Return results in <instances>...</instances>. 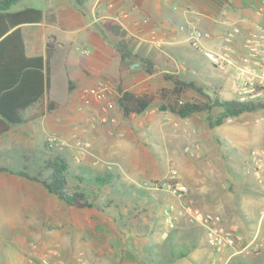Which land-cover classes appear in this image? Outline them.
Here are the masks:
<instances>
[{
  "label": "rangeland",
  "instance_id": "1",
  "mask_svg": "<svg viewBox=\"0 0 264 264\" xmlns=\"http://www.w3.org/2000/svg\"><path fill=\"white\" fill-rule=\"evenodd\" d=\"M123 41L122 44L116 43L115 48L117 51H119L118 48L127 49L128 37ZM74 51L75 53H81L79 49H74ZM151 63L140 62V67L146 74L147 79L141 84L144 88L140 89L139 92L149 94L152 97L151 103L140 114L131 113L129 115L133 118L130 125L136 126L135 135H141L143 140L142 142L138 139L135 141V145L140 142L139 145L142 148L139 152H133L132 156L130 154L125 155L124 144L119 141L120 138L118 137L120 136L115 132H108V135L111 143L117 141V152L106 155L109 150L115 149V146L108 142L103 147L104 142L99 141L98 145L100 144L102 148L94 147L92 143H89L88 136H90L94 124L91 125L90 119L76 121L70 118L71 111H67L66 106L70 97L73 98V105L77 104L79 106L95 102L91 96L87 97V100L82 97L86 89L94 85L95 82L93 80L89 84L77 86L76 83L71 81L66 90L60 91L62 88L59 80L61 66L58 61L52 63L50 95L55 102L54 108L51 110L46 109L42 125L25 127L22 132L18 130L10 136L0 139V165L11 170H22L26 166V170L32 174L36 170L37 159L39 158L38 162L41 161L40 154L38 152L34 154L36 149H45V142H48L47 138L53 136L55 141L51 144L48 142L49 146L66 156L70 168L75 173L81 171L87 173L107 172L113 178L109 184L100 188L93 186L94 190L99 193L98 205L95 206V209H81L60 201L36 181L15 173L0 172V264H75L74 260H71L75 256L69 247H64L56 238L61 225L67 229L71 228L70 231H72L74 229L72 221L75 220L79 225V229L83 232L77 245L78 250L81 248L83 250V258L92 256L90 255L92 250H90L89 255L86 253L85 241L88 239H93L96 243L94 246L97 248L105 249L109 244L118 251V248L124 246V243L127 242V239L126 241L121 240L119 233L126 230L129 227L128 224H132L131 228L134 230L140 226L144 234L148 231V228L145 229L146 227H144L143 218L138 220L140 222H128L124 213L128 209H136L143 214L152 210L151 214L154 215L155 222L157 221L156 228H152V232L147 234L146 239L152 245L151 247L155 253L161 251V256L157 253V259L169 264L167 258L170 256L172 241L175 242L174 238L176 233L180 232V229L186 228L185 225H179L174 231H170L161 224L159 213L166 203L168 195L162 189H153L152 187L153 182H161L162 179L167 177L171 167L176 169L175 162L169 159V161L163 163V159H160L158 166L156 165L157 171H159L158 175L149 177L146 173L149 170L146 167H150L147 164L149 158L155 156L153 141L149 138L150 136L153 139V133H156L153 128V114L155 112H167L173 116V119L177 118L179 120L180 125L178 126L172 124V119L168 124L171 144L181 143L182 146H185L193 138L199 142L200 157H190L184 151L186 157L194 166L199 164L204 168H202L204 171L201 170L198 174V176L202 175L201 179H195L197 178L195 172L189 174L191 181L196 184V188L193 189V193L197 195L196 198L192 197L193 193L190 195L188 190L194 203L205 211L219 213L222 218H236L245 230H248V226L258 218L260 210L264 206V183L254 178L250 169L248 152L253 146H264V111L244 112L235 116L232 122L224 120L221 125L212 128L208 125L206 113L198 112L190 115L193 118L194 125L189 122L184 124L180 122V117L174 115L169 108L161 110V105H173L175 102L182 103L185 101L204 102L208 99L212 100L217 89L220 90V95H218L220 98L236 99L231 72L212 66L204 57L199 55L197 60L192 62V65L198 72L196 79L200 78L204 81L195 80L202 87V90L197 91L194 88H186L177 93L173 91L174 84L169 75L175 76L178 74L163 71L159 77H153V72L157 71L159 65L156 64V68L153 69L154 62ZM125 87L122 79L118 80L115 88L116 105L119 91L125 90ZM118 110L121 113L117 105V112ZM220 111V107L214 106L209 115L214 118ZM120 118L122 119V117ZM138 122L139 124H137ZM94 152H97L98 155H93ZM25 153L30 154L27 161L23 159ZM173 159L176 160V157ZM117 164L129 169L132 173L135 165L144 168V173L141 175L137 173L135 177L138 185L134 186L140 197L137 205L134 204L137 200L133 201L125 195L133 188L131 185H125L127 180L125 181L122 178L125 171ZM208 169L212 171L209 172ZM216 170L224 173L227 177L225 184L226 191L231 195L230 199L229 196H224L223 192L214 187L218 178ZM205 185L206 188H200ZM110 194L115 195L113 202L108 200ZM249 196L253 198L248 202V199L245 198ZM114 202L116 205H113ZM105 205H109V207L107 208ZM109 209L113 210V213H123L124 216L119 214L122 221L120 219L108 220L107 214L100 216L101 213ZM92 223L95 224V229L91 226ZM70 224L72 227H70ZM93 233H95V237L92 236ZM256 237L262 240L259 249L253 253H248L252 256L239 254L233 257L229 264H258L261 258L264 257V233ZM181 239L180 236L178 243H181V246L178 248H184ZM190 240H192V237H186L184 242H190ZM191 252L190 250L189 258ZM176 263L187 264V259H178Z\"/></svg>",
  "mask_w": 264,
  "mask_h": 264
},
{
  "label": "crops",
  "instance_id": "2",
  "mask_svg": "<svg viewBox=\"0 0 264 264\" xmlns=\"http://www.w3.org/2000/svg\"><path fill=\"white\" fill-rule=\"evenodd\" d=\"M27 7L41 10V19L36 22H22L16 25H9L7 28L8 30L1 32L0 40L14 29L19 28L25 55L27 57L40 55L43 58H47L49 67V88L37 101L21 109L24 122L10 128L0 135V139L10 136L13 132L18 130L22 132L25 127L43 124L46 115L47 101H52L55 106L54 99L50 95L51 69L53 62L58 61L61 66L59 80L62 84V88L60 91L66 90L71 81L76 83L77 86H83L89 84L93 80L96 83L99 79H108L115 82L116 88L118 80L120 81L122 79L126 86L125 90L128 89L135 93H139L140 89L144 88L141 84L147 79L145 76L146 74L140 67L141 61L139 57H146L152 60L155 64V68L156 64L159 65L157 71L153 72V77H159V75L165 71L178 74L175 76L183 80L189 79L198 81L201 79H196L198 72L192 65V62L196 61L197 57L199 55L202 56V54L189 44V30L186 26L187 21L193 20V18L198 15L199 20L196 21L195 24L209 34L208 38L202 40L203 45L209 49L221 51L219 36L234 29L236 25H239V19L241 17L254 15L250 0H231L228 5H225L222 0H17L15 2L12 0H0V11L2 13L14 12ZM242 24V28L236 32L235 38L229 45L230 56L235 61L238 60L243 53L242 43L245 33V24ZM116 25L125 31V36L121 37L120 35H116L111 29V27H115ZM181 26H184V28ZM127 37L128 47L124 55L121 56L122 53L120 48H118L119 51H117L115 45L116 43L122 44L124 42L123 39ZM74 49H79L81 53H75ZM82 49H87L88 52L83 53ZM14 54L16 56L18 53H16L12 47L0 48V70L7 66L9 55L12 57ZM222 70L230 71L233 77V69L231 66ZM201 81L204 82L203 80ZM216 92L220 95L219 89H217ZM111 99L117 108L115 103V90ZM73 103V98L70 97L69 100H67L66 106V110L69 112L71 111L70 118L76 121L90 119V123L95 122L91 129V134L88 136L90 140L89 143H92L94 147L102 148L100 144L98 145L99 141L104 142L103 147L107 142L111 143L108 132H115L120 136L118 137L120 138L119 141L124 144L123 148L126 151V156L129 154L132 156L133 152L140 151L142 148L139 145L140 142L135 145V141L138 139V141L142 142L143 140L141 139V135H135L136 126L130 125V121L133 118L124 116L122 112L119 113L118 110V120L116 124L98 122L94 120L95 117L100 114L97 101L79 106L77 104L73 105ZM73 111L74 113H72ZM119 117H122V119H119ZM171 119H173V116L167 112H155L153 114V128L156 133H153V139L150 136L149 138L153 141L155 156L149 158L147 164L150 167H146V169L149 170L145 172L149 177L157 176L159 171H157L158 168L156 165L158 166L159 160L163 159L164 163V161L166 162L172 159L176 164L178 179L185 184L191 195L193 189L196 188V184L194 181H191L189 174H194L195 172L197 178H194L201 179L202 175L198 176V174L204 168L199 164L194 166L193 163L188 160L184 152V147L186 145L182 146L181 143H176V145L171 144L169 140L170 133H168V124ZM180 122H182V120ZM187 122L193 125L195 124L192 116L188 117ZM137 124H139V122ZM105 137L106 139H104ZM193 139H191V141ZM116 142L117 141H112L111 145H114L115 149L109 150V153L106 155L118 151L116 148L118 143ZM93 155H98V153L94 152ZM174 157H176V160L173 159ZM117 165L121 166L120 164ZM122 168L125 171L124 174H122V178L125 181L127 180L125 185H131L133 188V190H129L125 195L133 201L137 200L134 203L137 205L138 200H140L138 198L140 197L134 186L138 185L135 177L137 173L139 175L144 173V168L135 165L132 169L133 173L130 172L129 169ZM207 171L210 172L212 170L208 169ZM216 175H218V178L216 181L217 184L214 186L215 189L220 190L223 192L224 196H229L230 199L231 195L226 191L225 184V179L227 177L224 173H220L219 170H216ZM206 187L205 185L200 188ZM193 195L192 197L196 198L197 195H195V193H193ZM114 196L115 195L110 194L108 200L113 202ZM252 198L253 197L250 198L249 196L245 199H248L247 201L249 202ZM172 199L173 198L168 195V199L163 206L171 202ZM246 200L245 202H247ZM194 204L197 206L196 203ZM109 205H107V208ZM113 205H116V203L114 202ZM197 207L205 211L200 206ZM89 209H95V207ZM124 213L127 216L126 219L128 222L133 221L135 223L140 218H143L145 222L144 227H146L145 229L148 228V231L146 230L147 232L144 234L140 226L136 227L134 230L131 228L132 224H128L129 227L119 233L121 240L126 241L127 239V242L124 243V246L118 248V251L109 244L105 249L101 247L97 248L94 246L96 244L95 241L93 239H88L85 241L86 253L89 255L90 250H92L90 254L92 256L83 258L82 248L78 250L77 247L83 232L79 229L76 220L72 221L74 228L72 231H70L71 228L67 229L65 226L61 225L56 238L59 239L64 247H69L72 254L75 256L71 258V260H74L75 264H165V261L157 259L156 257L157 253L161 256V251L155 253L151 247L152 245L149 244L148 239H146L147 234L152 232V228H156L157 221L155 222V217L151 214L152 210L143 214L136 209H128ZM103 214L108 215V220L120 219L122 221V217L119 216V214L123 215V213H113V210L109 209L101 213L100 216ZM263 214L264 206L261 208L258 218L248 226V230H245L244 226L234 217H225L222 219L226 226L233 228L242 235L245 241H248L264 233ZM160 220L163 225L161 214ZM94 225V223L91 224L95 229ZM70 227H72L71 224ZM185 228L186 229L179 230L181 233L176 231L177 233L174 238L175 242L172 241L170 256L167 258L169 264H177L176 261L178 259H187V264H210L211 259L219 256V254L215 253L207 244L203 228L193 225H185ZM175 229L172 230L174 231ZM92 236L95 237V233H93ZM180 236L182 237L181 242L183 243V249L187 251V254L178 258L175 257L174 253L178 249H181L178 248L181 246V243H178ZM186 237H192V240H190V242H184ZM190 250L193 254L191 252V257L189 258L188 255ZM226 252L227 251H225L223 255H226ZM237 255L239 254L232 256L227 264ZM245 255L252 256L248 253ZM258 264H264V257L261 258Z\"/></svg>",
  "mask_w": 264,
  "mask_h": 264
},
{
  "label": "trees",
  "instance_id": "3",
  "mask_svg": "<svg viewBox=\"0 0 264 264\" xmlns=\"http://www.w3.org/2000/svg\"><path fill=\"white\" fill-rule=\"evenodd\" d=\"M17 1V0H12ZM41 10L27 7L14 12L0 11V34L8 30L11 24L22 22H36L41 19ZM116 35L124 36L125 31L119 26L111 27ZM121 44V43H120ZM123 46V45H122ZM12 47L16 53L10 57L2 70H0V135L10 128L24 122L21 109L37 101L49 88V67L47 58L42 56L27 57L24 53V45L19 28L14 29L0 40V48ZM121 47V46H120ZM121 56L126 52L120 48ZM135 56V55H134ZM141 63L152 64L146 57H139ZM153 63V69H155ZM169 78L174 84L173 91L180 93L183 89L194 88L201 91L202 87L194 80L185 81L178 76ZM214 99L204 102L185 101L175 102L173 105H161V110L170 109L177 117L184 118L194 113H206L209 127L219 126L227 117L237 116L244 112L258 110L263 104L238 102L235 99H222L215 92ZM152 97L146 93H135L130 90H121L117 97V105L124 116L131 113L140 114L147 109ZM214 106L220 107V113L211 118L209 113ZM54 108V103L47 101V109ZM45 142V149H36L35 153L40 154L37 159L36 170L31 174L26 166L21 169L11 170L0 165V172H10L36 181L47 190L48 193L56 196L67 205L77 208H92L97 206L99 193L93 186L98 188L109 184L113 176L110 173H75L71 168L68 159L63 153L53 149ZM33 154V153H32ZM30 154H23V159L28 160ZM124 193V192H123ZM110 202V200H109ZM107 207V205H105ZM187 254L183 248L178 249L174 255L181 258Z\"/></svg>",
  "mask_w": 264,
  "mask_h": 264
},
{
  "label": "built area",
  "instance_id": "4",
  "mask_svg": "<svg viewBox=\"0 0 264 264\" xmlns=\"http://www.w3.org/2000/svg\"><path fill=\"white\" fill-rule=\"evenodd\" d=\"M228 5L231 0H222ZM254 15L241 17L239 25L219 36L221 51H215L203 45L202 40L209 34L200 29L195 22L199 20L196 15L193 20L187 21L188 41L192 48L198 50L202 56L214 67L233 69V91L236 93L238 102L263 104L258 110L264 111V0H250ZM243 53L238 60L230 56L229 45L243 25ZM184 28V26H181ZM87 53V49H82ZM115 84L108 79H99L83 93L82 97L87 100L91 96L99 104L100 114L95 121L116 124L118 120L117 108L111 96L114 93ZM235 117L226 118L232 122ZM186 124L188 117L179 118ZM172 124L178 126L179 120L172 119ZM95 122H91L93 125ZM51 144L55 137L47 138ZM184 151L193 158L201 156L200 145L193 139L184 147ZM250 169L255 179L264 183V146H253L248 152ZM153 189H162L173 199L161 209L163 225L169 229H175L179 225H193L203 228L207 244L219 256L211 259L210 264H227L229 259L240 253H253L258 250L262 240L258 237L246 241L242 235L233 228L225 225L219 213L203 211L199 209L189 196L188 188L177 177V170L169 169L167 177L161 182H153ZM264 243V240H263ZM226 252V255L223 253ZM60 264V263H58Z\"/></svg>",
  "mask_w": 264,
  "mask_h": 264
}]
</instances>
